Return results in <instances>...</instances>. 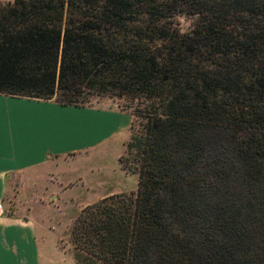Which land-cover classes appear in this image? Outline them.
Instances as JSON below:
<instances>
[{
    "label": "trees",
    "instance_id": "trees-1",
    "mask_svg": "<svg viewBox=\"0 0 264 264\" xmlns=\"http://www.w3.org/2000/svg\"><path fill=\"white\" fill-rule=\"evenodd\" d=\"M0 95L132 117L76 264H264V0L0 1Z\"/></svg>",
    "mask_w": 264,
    "mask_h": 264
},
{
    "label": "crops",
    "instance_id": "crops-1",
    "mask_svg": "<svg viewBox=\"0 0 264 264\" xmlns=\"http://www.w3.org/2000/svg\"><path fill=\"white\" fill-rule=\"evenodd\" d=\"M131 124L129 114L114 108L0 95V264H41L34 221L5 211L15 177L21 175L25 187L41 194L52 186L55 195L68 159L77 165L75 173L88 169L89 176L83 175L92 177L94 167L86 166L120 149Z\"/></svg>",
    "mask_w": 264,
    "mask_h": 264
},
{
    "label": "rangeland",
    "instance_id": "rangeland-1",
    "mask_svg": "<svg viewBox=\"0 0 264 264\" xmlns=\"http://www.w3.org/2000/svg\"><path fill=\"white\" fill-rule=\"evenodd\" d=\"M173 23L181 32H185L192 28L195 18L178 16ZM95 106L119 110L118 101L110 98L99 100ZM130 136L131 133L120 149L86 166L94 167L90 173L92 177L83 175L88 169L75 173L73 169L77 165L68 159L65 163L64 182L55 191V195L51 191L52 186L49 187L50 192L41 194L35 187H25L21 175L15 177L13 190L9 189L5 195V211L10 216L26 217L34 221L41 264H76L69 244V232L81 210L111 195L136 192L138 176L121 162L125 158Z\"/></svg>",
    "mask_w": 264,
    "mask_h": 264
}]
</instances>
